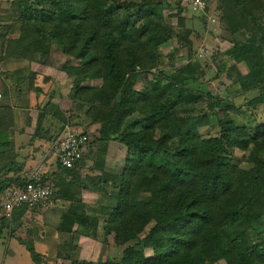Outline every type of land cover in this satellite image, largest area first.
Instances as JSON below:
<instances>
[{"label":"trees","instance_id":"16d2710c","mask_svg":"<svg viewBox=\"0 0 264 264\" xmlns=\"http://www.w3.org/2000/svg\"><path fill=\"white\" fill-rule=\"evenodd\" d=\"M10 2H17L19 12L10 27L18 23V28L16 37L0 33L3 56L45 63L55 46L72 61L61 65L72 77V99L87 104L90 121L99 123L92 143L116 141L126 147L121 172L101 171L95 178L109 201L105 234L113 233L116 245L124 246L122 256L115 262L71 264H264V241L254 242L247 234L264 218V125L250 133L228 124V137L223 132L202 136L207 114L176 111L180 104L199 100L192 84L204 72L191 57L172 71L158 67L159 47L171 37L163 15L140 0H123L122 16L109 8L110 0ZM132 9L140 16L138 25L130 22ZM245 17L255 16L249 10ZM226 53L246 62L250 71L239 77L242 89L259 91L260 98L253 101L264 102V60L255 34L244 43L234 41ZM142 74L146 81L135 88ZM226 143L248 151V169L233 162ZM81 164L83 154L73 168L57 165L62 174L57 182L44 174L55 188L54 202L69 204L58 234L75 240L80 232L94 236L99 229L97 218L77 209V204L85 206L74 189L87 187ZM2 221L10 222L0 217ZM26 246L35 264H46L32 244Z\"/></svg>","mask_w":264,"mask_h":264},{"label":"rangeland","instance_id":"374dc122","mask_svg":"<svg viewBox=\"0 0 264 264\" xmlns=\"http://www.w3.org/2000/svg\"><path fill=\"white\" fill-rule=\"evenodd\" d=\"M10 1L1 0L0 2V8L3 11L0 14L2 18L0 20L4 21L0 25V31L5 33L7 38L16 37L18 23L14 24L15 28L10 26L19 16L16 9L17 2ZM140 1L145 5H151L156 13H161L165 22L171 26L170 39L159 47L158 67L172 71L186 63L190 57L195 60L193 61L195 65L197 64L199 68L203 67L204 74L192 84V88L199 93V100L187 105L180 104L176 107V111L185 115L207 114L208 123L200 128L202 136H217L223 132L225 137H228L230 134V130H227L228 124L246 128L251 131L250 133L264 125V102L253 101L259 97V91L246 92L239 81L240 76L248 74L249 66L245 61H236L226 53L234 41L244 43L250 38L251 33H254L256 47L260 48V56L264 60V0H207L209 7L204 13L194 11L179 3L178 0ZM122 2L123 0H110L109 8L122 16L125 14V6ZM156 5L161 6L155 8ZM249 10L255 17L244 19L245 11ZM9 11L10 16H8ZM130 14L133 18L130 22L134 25L140 24V16L138 14L136 16L135 10H130ZM178 17L183 18L182 24H178ZM241 19L244 23L240 22ZM51 52L52 55L59 54L55 46ZM64 59H66L65 62H59L58 69H61L63 63L72 62L68 57ZM196 72L197 67L194 73ZM71 80L72 78L69 83ZM145 81V76L142 74L137 81V86L140 88ZM89 83L92 84V82ZM96 83L98 84V81H95ZM88 131L84 132L88 135L89 146L83 153V164L79 170L83 182L96 185L95 176L90 174L93 173L92 168L95 166V162L91 159L95 150V143L92 142L98 138V135L94 138L92 134L96 132ZM258 131L261 132V129ZM233 147L230 143L225 145V148L230 151L229 155L233 158V162L241 168L248 169L251 166V163L246 160L248 151L241 152ZM124 152L126 153V149ZM48 170V175L54 182L58 181V175L62 176L57 164H50ZM82 172L86 173L82 176ZM261 175L264 177V170H261ZM77 189L74 190L80 193L85 206L83 209L80 204H77L78 212H84L98 219L99 229L94 236H87L83 231L75 240L69 235L58 234L56 232L57 210L55 212L49 210L45 213L38 210L40 213H36V217L33 218L32 213L37 210L31 209L27 216L13 224H1L0 264H35L27 250L28 244H32L46 264H71L73 260L118 261L124 246L116 245L114 234H105L104 231L109 215V201L96 188L94 190L96 196L92 193L86 198L92 205H88L87 208V203L83 201L82 196V190L85 188ZM37 216H45L44 223ZM254 225L253 229L247 231L250 239L254 242L264 241V218ZM34 227L38 228L36 234L33 231ZM145 254L149 257L152 252L146 249ZM212 264L224 263L222 260H216Z\"/></svg>","mask_w":264,"mask_h":264},{"label":"crops","instance_id":"0c3cea01","mask_svg":"<svg viewBox=\"0 0 264 264\" xmlns=\"http://www.w3.org/2000/svg\"><path fill=\"white\" fill-rule=\"evenodd\" d=\"M3 22L0 21V25ZM1 51L0 204L7 189L23 181L34 168L48 175L50 164H57L51 144L53 137L63 126L67 125L81 132L95 131L96 134H92L94 138L99 133V123L90 121L89 106L80 101H74L71 97L73 83L72 80L70 83L69 81L72 77L58 69L59 64L67 58L64 59L65 57L61 54H50L45 63H38L14 56H3ZM141 76L136 79L135 88H139L137 81ZM84 85H90V83L85 82ZM98 144L99 146L94 145L95 150L91 155L94 162L96 159L98 161L95 162L92 168L93 173L90 175L96 178L101 171L120 173L124 164L126 147L116 141ZM99 147L101 151L97 149ZM83 173L86 172H82V176ZM84 184L87 188L82 190V196L88 208L91 202L86 198L92 193L96 196L94 190L98 187L94 183L90 185L84 182ZM68 206V202L58 201L48 209L40 211L42 213L49 210L58 211L57 233V226L68 210ZM28 212L30 211H24L21 215L14 214L9 225L27 216ZM40 212L33 211V218ZM16 215L18 216L15 219ZM37 218L44 223L45 216H37ZM1 224L6 222H0V229Z\"/></svg>","mask_w":264,"mask_h":264},{"label":"built area","instance_id":"2783aa9c","mask_svg":"<svg viewBox=\"0 0 264 264\" xmlns=\"http://www.w3.org/2000/svg\"><path fill=\"white\" fill-rule=\"evenodd\" d=\"M179 1L194 11L201 13L207 11V0ZM88 140L87 133L75 131L67 125L63 126L55 134L51 144L57 165L65 169L76 166L87 147ZM54 195L53 183L47 180L38 168H34L22 183L7 189L0 204V216L11 220L13 214L23 207L44 211L55 204Z\"/></svg>","mask_w":264,"mask_h":264},{"label":"water","instance_id":"95a60500","mask_svg":"<svg viewBox=\"0 0 264 264\" xmlns=\"http://www.w3.org/2000/svg\"><path fill=\"white\" fill-rule=\"evenodd\" d=\"M33 231H34V233L36 234L37 228H36V227H34V228H33Z\"/></svg>","mask_w":264,"mask_h":264}]
</instances>
